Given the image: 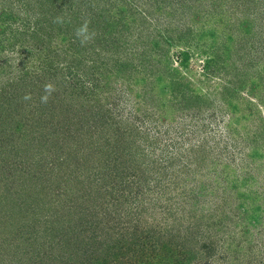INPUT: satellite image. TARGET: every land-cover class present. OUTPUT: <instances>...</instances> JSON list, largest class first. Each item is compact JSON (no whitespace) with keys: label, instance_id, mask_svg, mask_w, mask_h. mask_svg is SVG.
Masks as SVG:
<instances>
[{"label":"rangeland","instance_id":"374dc122","mask_svg":"<svg viewBox=\"0 0 264 264\" xmlns=\"http://www.w3.org/2000/svg\"><path fill=\"white\" fill-rule=\"evenodd\" d=\"M19 1L0 0V264H264V0H58L111 16L106 45L99 19L51 43L59 108L31 92L43 0ZM39 168L49 202L11 187Z\"/></svg>","mask_w":264,"mask_h":264},{"label":"trees","instance_id":"16d2710c","mask_svg":"<svg viewBox=\"0 0 264 264\" xmlns=\"http://www.w3.org/2000/svg\"><path fill=\"white\" fill-rule=\"evenodd\" d=\"M19 1V0H17ZM20 2V1H19ZM123 2V1H122ZM58 3V4H57ZM82 11L78 10V12L76 14H72L71 16L69 15V12H65L62 10V3L58 0H43L42 4H40V7H42V11H39L38 15L35 14H31L30 19H32V22H29V25H32L31 31L29 32V34L31 35V37L27 38L26 40L31 43L32 46L36 47V48H40V46H43L44 49H46V56L44 58V60L41 59V64H40V68H38V73L33 72L34 77L32 78L31 84L32 86H34L35 88H33L31 90V92L33 91V93L39 94L40 97L41 95V89L40 87L42 86L43 88L45 87V84L47 85H53L54 91L55 93L53 94H49L46 93L44 91V96L42 99H46L52 103H54L58 108L59 105L61 104V98H60V93L61 92H56V91H60L58 88V82L57 81H51V72L56 68L59 69V65L62 64L59 61V57H64V60H66L65 57H67V52L64 54V52L62 51L59 52L58 50L53 51L51 50V46H52V42L53 40H55L58 37H61L63 40H67L66 41V46L67 47H71V46H76L78 43H80L82 41V37L84 38L85 36H90L88 34V32L84 31L87 30L90 27V25H93L95 22H93V19H99L102 21V24L100 26V28L98 29V33L95 34L94 40L97 43H103L106 45L107 38L109 36V34L106 33V28L107 26L105 25L106 21L109 22L110 21V14L106 11H101V12H97L94 7L92 6V3L90 1L85 2L84 4L82 3ZM25 7V6H24ZM74 12V11H73ZM42 13V14H41ZM123 15V13H121ZM7 15V14H5ZM74 15H76L75 17H73ZM73 18V19H70ZM91 19V22L88 23V20ZM0 20L2 22L5 21L4 18V14L3 12L0 13ZM112 20V19H111ZM114 21V19H113ZM117 23V20H116ZM90 32H93V30H90ZM94 32H97V30H95ZM26 34V33H24ZM93 35V34H92ZM27 37V34H26ZM25 38V37H24ZM96 38V39H95ZM80 40V41H78ZM89 41V40H88ZM87 41V42H88ZM71 50H74L72 48H70ZM64 50V48H63ZM59 52V53H57ZM89 54V56H87L88 58L90 57L91 59H93V55L94 57H96L95 59V63L96 66L101 69L102 68V62L101 64H98L99 61H101L102 59V55L99 52H96L95 50H92L91 53L87 52ZM83 59H85L84 57H82ZM83 59H81L82 62H85ZM63 60V61H64ZM75 60V59H74ZM60 63V64H59ZM101 65V66H100ZM64 68V66H63ZM88 76L93 77V74L91 72L87 73ZM155 77V76H154ZM39 86H37V85ZM97 83L93 86L94 88L97 87ZM41 87V88H42ZM48 98V99H47ZM45 101V100H44ZM22 107V106H20ZM98 113L103 117L104 115L102 114L101 111H98ZM79 116V115H78ZM105 118V117H104ZM125 134H120L121 137H123ZM125 147V146H123ZM8 165H9V161H8ZM41 168H39L35 173L33 174H22L21 176H18V179L15 180L13 182V185L15 186H11V187H21L24 186L27 182L31 183L32 180L36 179L40 184L42 190L44 189V191L47 192V198H48V202L50 201V192L53 190L50 189L49 185H43L42 179L44 174H42V170H40ZM8 171V170H6ZM59 184V183H58ZM57 182L53 183V187L54 189L56 187H58ZM49 188V189H47ZM12 190V188H10ZM58 189V188H57ZM89 189H91V186H89ZM41 190V191H42ZM41 191H39V193H41ZM50 191V192H49ZM55 193H59V190H55ZM78 193V192H77ZM90 194V192L88 193V191H86V194H83L84 196L88 197ZM54 195V194H52ZM17 196H19V194H17ZM55 196V195H54ZM15 198V197H14ZM13 198V199H14ZM17 199V203L18 206H15L17 209H25L26 207V202L25 199ZM116 199L118 200V196H116ZM24 204V205H23ZM67 208V207H66ZM36 211V210H34ZM39 209L36 211V213H38ZM5 217V215H3L2 219ZM50 218V217H49ZM127 220H123V223H127ZM135 226V225H134ZM155 247V246H154ZM166 248V247H163ZM155 257L158 258V256H160V254L154 253ZM166 257V256H165ZM171 264L172 261L169 260L168 258L165 259L162 262V264Z\"/></svg>","mask_w":264,"mask_h":264}]
</instances>
